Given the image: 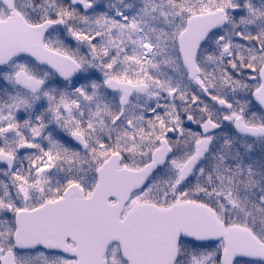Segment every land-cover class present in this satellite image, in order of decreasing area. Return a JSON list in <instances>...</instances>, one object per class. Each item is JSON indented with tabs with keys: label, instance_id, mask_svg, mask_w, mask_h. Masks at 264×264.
Returning <instances> with one entry per match:
<instances>
[{
	"label": "snow or ice",
	"instance_id": "obj_1",
	"mask_svg": "<svg viewBox=\"0 0 264 264\" xmlns=\"http://www.w3.org/2000/svg\"><path fill=\"white\" fill-rule=\"evenodd\" d=\"M0 264H264V0H0Z\"/></svg>",
	"mask_w": 264,
	"mask_h": 264
}]
</instances>
